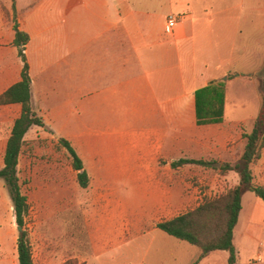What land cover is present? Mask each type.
Wrapping results in <instances>:
<instances>
[{"label":"crops","instance_id":"obj_1","mask_svg":"<svg viewBox=\"0 0 264 264\" xmlns=\"http://www.w3.org/2000/svg\"><path fill=\"white\" fill-rule=\"evenodd\" d=\"M171 15L178 18L174 28L168 26ZM16 24L30 36L24 54L31 103L46 127L59 117L69 134L62 139L73 147L78 140L120 151H96L95 159L130 156L100 170L131 172V186L143 189L147 197L155 184L151 167L159 159L172 158L167 170L179 171L191 165L172 164L188 151L198 157L183 159L214 156L221 159L213 163L222 167L225 160L236 159L233 145L242 138V126L251 124L252 132L261 112L257 77L264 73V0H0V96L22 80L25 63L15 46ZM236 82L254 98L251 102L245 95L239 108H232L228 93ZM218 86L223 89L222 117L199 125L198 110L206 118L212 107L206 99V112L199 108L197 93ZM48 88L65 97L48 105ZM106 108L112 109L110 116ZM0 109L6 117L15 110L16 120L22 113L19 104ZM7 143L0 141V170ZM77 153L89 175L84 156ZM256 162L251 165L254 181L264 187V149ZM7 190L0 178V194ZM110 212L103 218L113 227L118 218ZM118 230H102L94 254L131 243V232L123 239ZM159 230L166 247H181ZM234 244L237 264H264V201L254 192L242 198ZM229 258V252L216 251L200 264H229Z\"/></svg>","mask_w":264,"mask_h":264},{"label":"rangeland","instance_id":"obj_2","mask_svg":"<svg viewBox=\"0 0 264 264\" xmlns=\"http://www.w3.org/2000/svg\"><path fill=\"white\" fill-rule=\"evenodd\" d=\"M24 53L27 54V49ZM257 79L262 90L264 73ZM244 87L240 82L231 84L228 101L232 108H239L240 99L245 95L253 101V94ZM216 88L207 87L198 92L199 108L202 107L203 111L206 112L207 99L214 108L211 111L215 113V107L223 95V89L219 90L220 86ZM46 91L45 102L48 105H52L53 100L61 101L65 97L63 92L55 93L49 88ZM104 110L109 116L112 114L111 108ZM6 115L0 109L1 142L8 141L19 114L12 110L10 116ZM53 125L33 127L29 131L19 165L22 193L29 205V211L24 215L23 229L31 245L34 264H67L71 261L79 264H191L198 259L200 250L197 247L159 230L165 239H171L174 244L181 246L166 247L165 240L157 236V225L196 210L207 199L225 195L240 184L241 177L237 172H223L220 163H213L219 162L221 158L214 156L206 159L214 164L213 169L191 165L179 171L167 170V162L172 158L165 156L159 159L155 167H151L150 176L155 184L147 197L143 189L131 186V172L100 170L101 165H112L120 158L109 156L98 160L93 157L96 151L118 153L119 150L112 146L97 148L88 142L75 140L72 143L84 156L89 169V185L83 188L79 184L71 156L60 143V139L69 136L64 132L63 119L57 117ZM252 128L249 123L242 126V138L233 145L236 159L225 160L221 164L235 165L240 160L247 143L244 134L251 132ZM187 152L186 156H176L175 160L198 157L196 153ZM121 159L129 160L131 157ZM1 162L0 154V166ZM253 170L255 173V168ZM258 174L262 176L263 173ZM2 182L5 184L4 179ZM3 190L5 194V188ZM4 194H0V264H19L17 249L22 233L9 191ZM110 211L118 218L113 227L103 218ZM114 228L122 232L123 239L129 237L131 232V243L120 245L119 249L111 252L94 254L100 232H109Z\"/></svg>","mask_w":264,"mask_h":264},{"label":"trees","instance_id":"obj_3","mask_svg":"<svg viewBox=\"0 0 264 264\" xmlns=\"http://www.w3.org/2000/svg\"><path fill=\"white\" fill-rule=\"evenodd\" d=\"M15 3V0H12ZM15 46L19 48L21 58L25 65L22 80L0 96V106L19 104L22 106L21 116L14 122L11 135L8 139L4 155V167L0 170V178L5 180L7 189L13 201L16 218L19 227L24 228V215L29 211L27 197L22 193L19 177V165L26 136L33 127L46 128L43 120L37 115L32 106V90L30 67L27 63L24 51L30 41V36L15 26ZM220 95L219 92H215ZM263 105L254 129L250 134H245L247 143L240 160L235 164H225L221 167L223 172L235 171L240 177V184L225 195L215 199H207L196 210L182 214L172 220L161 222L157 228L171 237L185 241L201 249L200 257L192 264L200 262L216 251L230 253L229 264H237V251L234 244V231L239 222L242 211V198L247 192H254L257 197L264 201V187L255 183L254 172L251 165L261 156L264 149V81L262 83ZM198 94V93H197ZM222 97V95H221ZM223 105L215 107V113L208 109L209 116L204 118L198 110L199 125L219 122L223 114ZM216 119V120H215ZM62 146L68 151L73 160V168L78 172V181L83 188L89 185V175L85 170L83 160L74 149L72 144L60 139ZM184 165H198L212 167L211 162L196 159H181L172 164L173 168ZM19 264H34L31 245L25 231L22 232L18 241ZM67 264H79L71 261Z\"/></svg>","mask_w":264,"mask_h":264},{"label":"built area","instance_id":"obj_4","mask_svg":"<svg viewBox=\"0 0 264 264\" xmlns=\"http://www.w3.org/2000/svg\"><path fill=\"white\" fill-rule=\"evenodd\" d=\"M178 18L175 15H171L168 17V26L169 28H174L177 24Z\"/></svg>","mask_w":264,"mask_h":264},{"label":"water","instance_id":"obj_5","mask_svg":"<svg viewBox=\"0 0 264 264\" xmlns=\"http://www.w3.org/2000/svg\"><path fill=\"white\" fill-rule=\"evenodd\" d=\"M19 231L22 233L24 231L23 227H19Z\"/></svg>","mask_w":264,"mask_h":264}]
</instances>
